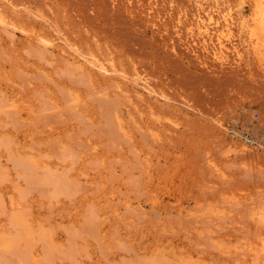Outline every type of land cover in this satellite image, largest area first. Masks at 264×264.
<instances>
[{
    "label": "rangeland",
    "instance_id": "obj_1",
    "mask_svg": "<svg viewBox=\"0 0 264 264\" xmlns=\"http://www.w3.org/2000/svg\"><path fill=\"white\" fill-rule=\"evenodd\" d=\"M254 9L0 0V264H264Z\"/></svg>",
    "mask_w": 264,
    "mask_h": 264
},
{
    "label": "bare ground",
    "instance_id": "obj_2",
    "mask_svg": "<svg viewBox=\"0 0 264 264\" xmlns=\"http://www.w3.org/2000/svg\"><path fill=\"white\" fill-rule=\"evenodd\" d=\"M254 7H255V9L254 10H256V20H254V21H256V22H254V23H256V25L258 26V27H260V29L261 30H263V33H264V0H254ZM2 14V13H1ZM254 14V15H255ZM251 17H253L252 15H251ZM251 17H250V19H251ZM255 17H253V18H255ZM4 18H6V16L4 17ZM239 18V17H238ZM231 19V15L229 14V13H227L225 16H224V30H222V31H220L219 32V34L217 35V37H216V41H217V44H216V48H215V53H214V55H218L220 58L223 56V54H225V50H226V46H225V43H226V41H225V39H226V37H227V33L229 32V24H230V20ZM239 20V19H238ZM9 21V20H8ZM8 21L6 22L5 21V19H3V17H1V15H0V25L1 26H7V27H12L13 29H15V27L17 28V26H15V25H13V24H10V22L11 21H9V23H8ZM207 21L208 22H211V21H213V17L211 16V15H209L208 17H207ZM252 22V21H251ZM17 24V23H16ZM249 26V25H248ZM255 25H253V27H254ZM20 27V26H19ZM204 28H203V31H205L206 32V30H207V28L205 27V26H203ZM253 27H251V28H253ZM256 27V26H255ZM254 27V28H255ZM22 28V27H21ZM24 28V27H23ZM20 29V28H19ZM26 30V29H25ZM30 30V29H29ZM20 31V30H19ZM257 31V30H256ZM21 32V31H20ZM22 33V32H21ZM29 33H31V31L29 32ZM258 33H259V31H258ZM258 33H256L257 35H258ZM23 34V33H22ZM25 34V33H24ZM260 35H261V33H259ZM27 35V34H26ZM41 35V34H40ZM35 36V35H34ZM39 36V35H38ZM263 36H264V34H263ZM250 37H253L254 38V40H256V41H258V38L259 37H261V36H258V38H257V36L255 35V34H251L250 35ZM46 38H48V37H46ZM40 39V41H42L43 42V44H44V42L45 43H49L48 41H45L44 40V38H42V36H41V38H39ZM246 39V38H245ZM260 39V38H259ZM36 40H38V39H36ZM48 40V39H47ZM50 41V40H49ZM53 42V41H52ZM228 42V41H227ZM248 42V41H247ZM252 42V41H251ZM249 43V42H248ZM50 44H52V43H49V45ZM46 45V44H45ZM48 45V44H47ZM48 45V46H49ZM71 45H73V44H71ZM70 45V46H71ZM69 46V45H68ZM45 47V46H44ZM46 48V47H45ZM70 48H72V47H70ZM254 48H256V46L254 47ZM228 49V48H227ZM212 50H214V49H212ZM80 51V50H79ZM75 52H77V50L75 51ZM80 53V52H79ZM81 54V53H80ZM79 54V55H80ZM88 54V53H87ZM252 55V54H251ZM80 56H82V55H80ZM86 57H87V55H85ZM95 56V55H94ZM84 57V56H83ZM89 57V56H88ZM87 57V58H88ZM95 58V57H94ZM92 60H93V57L91 58ZM97 61H100L98 64H97ZM103 60H94V62L96 63V64H94V65H92V66H94L95 67V69L97 68L99 71L98 72H103L104 74H110L109 73V71L110 70H107L106 68H105V66H103L102 64H101V62H102ZM106 62V61H105ZM109 62V61H108ZM103 63V62H102ZM107 66H108V64H107ZM108 67H110V66H108ZM113 67V66H112ZM109 69V68H108ZM111 69V68H110ZM113 69V68H112ZM114 71V70H113ZM115 71H116V69H115ZM111 72V71H110ZM102 73V74H103ZM111 73H115V72H111ZM262 245H264V244H262ZM261 247H263V246H261ZM256 249H260V248H255V250ZM261 250H262V248H261ZM264 250V249H263ZM257 252H258V250H256ZM259 252H260V250H259ZM263 252V251H262ZM261 253V252H260ZM264 253V252H263ZM257 254V253H256ZM256 264V263H255Z\"/></svg>",
    "mask_w": 264,
    "mask_h": 264
},
{
    "label": "built area",
    "instance_id": "obj_3",
    "mask_svg": "<svg viewBox=\"0 0 264 264\" xmlns=\"http://www.w3.org/2000/svg\"><path fill=\"white\" fill-rule=\"evenodd\" d=\"M240 138L243 142H245L248 145H255L257 144V141L252 137V134L250 131H245L240 134Z\"/></svg>",
    "mask_w": 264,
    "mask_h": 264
}]
</instances>
